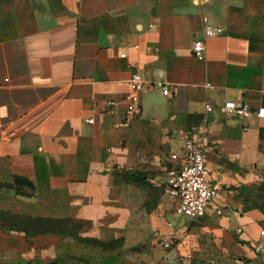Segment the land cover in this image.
I'll use <instances>...</instances> for the list:
<instances>
[{
  "label": "crops",
  "instance_id": "obj_1",
  "mask_svg": "<svg viewBox=\"0 0 264 264\" xmlns=\"http://www.w3.org/2000/svg\"><path fill=\"white\" fill-rule=\"evenodd\" d=\"M204 17L219 35L204 37ZM135 73L143 114L128 123ZM228 101L264 108V0H0V210L68 232L18 236L19 262L46 264L66 242L70 263L88 264L72 242L92 238L113 247L103 264H264V211L237 189L264 169V119L228 114ZM200 131L218 199L191 226L163 187Z\"/></svg>",
  "mask_w": 264,
  "mask_h": 264
},
{
  "label": "built area",
  "instance_id": "obj_2",
  "mask_svg": "<svg viewBox=\"0 0 264 264\" xmlns=\"http://www.w3.org/2000/svg\"><path fill=\"white\" fill-rule=\"evenodd\" d=\"M205 1V0H200ZM220 29L211 26L207 17L203 18V35L205 38H211L219 35ZM204 40H196L192 47V53L198 60L205 58ZM131 93L125 99V121L132 122L139 119L143 114L142 92L145 81L139 73H135L129 80ZM209 86V85H208ZM164 95H169V90L164 91ZM113 108L115 103H108ZM224 110L228 114L240 118H250L253 115L264 119V108L254 112L242 102L228 101L224 105ZM208 115L214 112L211 104L206 105ZM93 124L94 120L88 121ZM210 138L208 133L199 132L185 143L181 154H172L170 156L171 167L166 176L163 187V197L166 200L176 203V213L188 222L196 221L202 217L207 209L218 199V191L210 183V173L207 168V159L210 150ZM219 211V207L217 208ZM237 234L242 235L243 230L239 229ZM261 238L255 243L254 250L257 255L264 257V229ZM163 247L169 250L174 247L175 240L169 238L163 241ZM188 259H192L190 254ZM209 264H215L210 261Z\"/></svg>",
  "mask_w": 264,
  "mask_h": 264
},
{
  "label": "rangeland",
  "instance_id": "obj_3",
  "mask_svg": "<svg viewBox=\"0 0 264 264\" xmlns=\"http://www.w3.org/2000/svg\"><path fill=\"white\" fill-rule=\"evenodd\" d=\"M252 172L254 175H256V177H253L252 178L253 180H251L248 183H243L237 189L240 191V196L244 198V201L247 203L246 209H250V210L260 209L264 211V169H259V170L254 169ZM171 207L175 208L173 205H171ZM25 216L32 217L30 215H25ZM3 219H4L3 210H0V226L2 225ZM18 236H23L28 240L34 239L27 237L24 233L0 231V264H21L19 262L20 259L17 257L20 255H25V253H27L28 250H26L27 247H25L23 243L21 244L18 243V241L21 240L19 239ZM45 236L51 237V236H56V234H48ZM65 239L66 237H64V240ZM90 239L92 238H86V239L81 238L80 239L81 240L80 242L82 244L81 246H77L75 242L74 243L72 242V245L76 246L75 251L78 255H81V258H83V256L89 257V259H86L88 260L87 261L88 264H103V263H99V260L96 259L95 256L97 255L101 256L100 253L104 252V250L101 247H99L100 245L98 243L96 242L92 243ZM19 246L22 247L20 248ZM46 246L49 248L48 249L49 251L50 246H48V244H45L44 247ZM68 249L71 248L68 247V244H66V242L61 243L58 249L54 250V253L58 252L57 257L54 260L50 259L46 264H73L70 263L69 261L70 259L68 258V253H67ZM109 249H113V247H109ZM9 256L11 257L13 256L16 258L9 260L8 259ZM43 257L45 258L47 256H43ZM58 257H60L59 260L57 259ZM261 257L264 258L263 256ZM262 262L264 263L263 260ZM30 264H34V263H30ZM75 264H79V263H75ZM123 264H127V262Z\"/></svg>",
  "mask_w": 264,
  "mask_h": 264
},
{
  "label": "trees",
  "instance_id": "obj_4",
  "mask_svg": "<svg viewBox=\"0 0 264 264\" xmlns=\"http://www.w3.org/2000/svg\"><path fill=\"white\" fill-rule=\"evenodd\" d=\"M3 216L0 231L24 233L30 238L48 234H58V236L66 237L68 234L65 221L21 216L9 211H3ZM90 241L98 243L104 251L112 250L109 249L111 247L110 243L99 242L96 239H90Z\"/></svg>",
  "mask_w": 264,
  "mask_h": 264
},
{
  "label": "water",
  "instance_id": "obj_5",
  "mask_svg": "<svg viewBox=\"0 0 264 264\" xmlns=\"http://www.w3.org/2000/svg\"><path fill=\"white\" fill-rule=\"evenodd\" d=\"M193 225H196V223L195 222H191V226H193Z\"/></svg>",
  "mask_w": 264,
  "mask_h": 264
}]
</instances>
